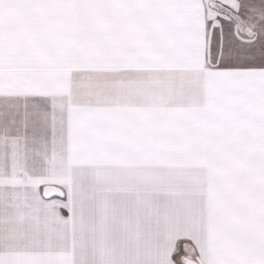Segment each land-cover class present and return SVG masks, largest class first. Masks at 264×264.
Returning a JSON list of instances; mask_svg holds the SVG:
<instances>
[{"label": "snow or ice", "instance_id": "obj_1", "mask_svg": "<svg viewBox=\"0 0 264 264\" xmlns=\"http://www.w3.org/2000/svg\"><path fill=\"white\" fill-rule=\"evenodd\" d=\"M0 264H264V0H0Z\"/></svg>", "mask_w": 264, "mask_h": 264}]
</instances>
